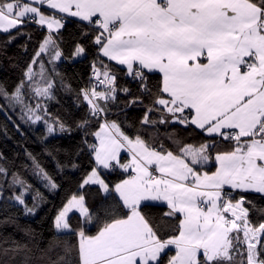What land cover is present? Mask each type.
I'll return each instance as SVG.
<instances>
[{"label": "snow or ice", "instance_id": "obj_1", "mask_svg": "<svg viewBox=\"0 0 264 264\" xmlns=\"http://www.w3.org/2000/svg\"><path fill=\"white\" fill-rule=\"evenodd\" d=\"M30 23L47 34L14 89L0 83V112L18 108L22 121L44 125L43 139L70 130L47 105L56 99L55 77L72 91L55 63L69 59L60 30L74 23L79 32L71 58L86 54L80 41L97 53L89 87L77 94V106L80 97L88 105L77 127L87 132L93 120L102 121L91 133L96 142L85 140L93 166L79 187L97 186L100 195L91 207L85 194L72 195L38 256L27 254V244L12 240L9 247V238H0V264H264V206L244 195L264 200V0H0V33L8 34L7 42ZM120 75L135 83L137 94L118 83ZM121 104L144 108L133 136L109 119ZM160 126L172 129L166 139L175 152L163 142L152 145ZM181 130L204 139L186 142ZM122 152L131 159L125 162ZM213 153L216 170L202 172ZM28 159L35 175L57 189L31 153ZM112 173L124 178L110 185L103 177ZM31 190L18 172L0 164V213L12 202L34 215L35 204L25 199ZM73 211L83 220L76 228L69 221Z\"/></svg>", "mask_w": 264, "mask_h": 264}, {"label": "trees", "instance_id": "obj_2", "mask_svg": "<svg viewBox=\"0 0 264 264\" xmlns=\"http://www.w3.org/2000/svg\"><path fill=\"white\" fill-rule=\"evenodd\" d=\"M60 31L63 32L61 48L64 56L69 57V59L57 61L55 68L63 77V83L70 85L72 91H66L61 86L60 77H55L54 94L56 99L48 102L47 106L49 112L53 116L60 117L70 130L66 132L57 131L54 135L43 139L46 135L44 125H32L22 121L18 108L9 109L6 114L0 112V157H3L0 159V164L8 168L9 173L18 172L31 185L32 190L25 199L29 207L35 204V214L31 215L25 214L23 206L16 205L13 207L12 202H9L7 213H0V220L11 217V221L7 225L0 226V238L8 237L9 244L7 246L9 247L12 246V240L18 241L22 245L27 244L28 248L31 249V252L27 253L29 256L40 255V249L45 248L48 241L56 234L54 218L72 195L85 194L86 204L89 207L100 195L97 186H86L81 189L79 185L93 166L92 157L85 140L88 143L96 142L91 133L99 129V123L102 121L93 120L89 124L87 132L77 127V122L88 115V105L82 97H80L79 106H77V94L80 89L89 87L92 63L96 59L97 53L95 46L90 42L80 41L87 45L86 54L77 60L72 59L71 53L79 30L74 23H69L65 29ZM21 32L22 34L16 35V38L11 42H7L8 34L0 33V83L4 84L9 92L23 79L24 69L32 61L40 43L47 34L46 30L34 23L21 26ZM11 33L15 35L16 30H11ZM40 59L44 62L47 72L52 74L53 65L48 63V56L42 54ZM105 62L109 63L106 60ZM34 68L35 71H40L39 65L34 66ZM118 83L128 86L134 95L137 94L136 85L130 78L120 75ZM126 99L127 97L121 95L122 101ZM143 115V107L134 106L125 109L124 105L121 104L119 108L113 107L109 119L118 120L123 130L133 136L136 129L140 127L139 122ZM160 129V135L158 139L151 141L152 145L159 148L160 143L163 142L166 148L175 152L176 146L166 139V133L171 132L172 129H165L164 126H160ZM143 135L145 139H148L147 133H143ZM179 135L186 142L194 144H199L204 139L190 130H181ZM218 150L224 151L227 150V147L220 145ZM28 153H31L41 167L53 178L58 185L57 189H50L41 177L35 175L31 160L28 159ZM214 155L215 153H213V158ZM121 157L126 162L127 157L125 155H121ZM73 163L77 165L75 169L72 168ZM214 167L215 165L211 163L202 171L211 173ZM103 178L112 185L124 178V175L112 173L106 174ZM8 179H11V175ZM10 191L8 190L6 194H10ZM17 192H19L18 188ZM36 193H39V197L33 201V196ZM234 195L238 198V194ZM244 195L254 198L256 205L264 206V200L259 199L258 195L247 193ZM250 217L254 222H259L257 215L250 213ZM69 221L73 228L83 223L78 213L71 214ZM88 230L89 234H95V228L88 226ZM71 242H75V237H72ZM170 254H174V251ZM23 256L24 253L22 252L17 259L22 260Z\"/></svg>", "mask_w": 264, "mask_h": 264}, {"label": "crops", "instance_id": "obj_3", "mask_svg": "<svg viewBox=\"0 0 264 264\" xmlns=\"http://www.w3.org/2000/svg\"><path fill=\"white\" fill-rule=\"evenodd\" d=\"M51 11V10H50ZM69 19H71V20H74L75 18H69ZM44 30H46V32H47V29L46 28H43ZM104 60H106L107 61V58H103ZM107 62H109V63H111V64H115V62L114 61H107ZM117 67H122V66H119V65H117ZM96 140V139H95ZM127 157V156H126ZM128 160H130L128 157H127V159H126V162L128 161ZM212 163L215 165V161H214V158H213V160H212ZM211 165V164H210ZM209 166V164H207V165H205V167H208ZM216 170V165H215V167H214V170H213V172ZM203 172V171H202ZM212 173V172H211ZM211 173H209V174H211ZM155 175H157V176H159V173H155ZM247 194H254V195H258V194H255V193H247ZM174 251V250H173Z\"/></svg>", "mask_w": 264, "mask_h": 264}, {"label": "rangeland", "instance_id": "obj_4", "mask_svg": "<svg viewBox=\"0 0 264 264\" xmlns=\"http://www.w3.org/2000/svg\"><path fill=\"white\" fill-rule=\"evenodd\" d=\"M13 30V29H12ZM80 57H77V58H75L76 60L77 59H79ZM121 155H125V156H127L129 159H131L129 156H128V154L127 153H125V152H122L121 153ZM212 163V161L209 163V165ZM73 213H78V212H76V211H73V212H70L69 213V216L71 215V214H73ZM79 214V213H78Z\"/></svg>", "mask_w": 264, "mask_h": 264}, {"label": "built area", "instance_id": "obj_5", "mask_svg": "<svg viewBox=\"0 0 264 264\" xmlns=\"http://www.w3.org/2000/svg\"><path fill=\"white\" fill-rule=\"evenodd\" d=\"M155 174V173H154Z\"/></svg>", "mask_w": 264, "mask_h": 264}]
</instances>
